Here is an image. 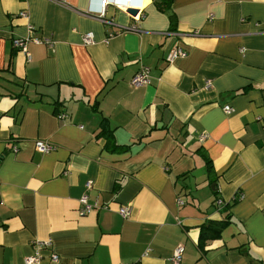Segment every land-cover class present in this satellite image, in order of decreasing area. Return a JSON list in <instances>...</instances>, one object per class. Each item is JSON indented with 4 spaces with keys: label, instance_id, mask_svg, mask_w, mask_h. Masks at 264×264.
I'll return each mask as SVG.
<instances>
[{
    "label": "crops",
    "instance_id": "1",
    "mask_svg": "<svg viewBox=\"0 0 264 264\" xmlns=\"http://www.w3.org/2000/svg\"><path fill=\"white\" fill-rule=\"evenodd\" d=\"M111 1L0 0V264H264V0Z\"/></svg>",
    "mask_w": 264,
    "mask_h": 264
},
{
    "label": "built area",
    "instance_id": "2",
    "mask_svg": "<svg viewBox=\"0 0 264 264\" xmlns=\"http://www.w3.org/2000/svg\"><path fill=\"white\" fill-rule=\"evenodd\" d=\"M101 2V8H102V14L105 13V11L107 10V7L110 5V3L112 2L111 0H100ZM22 16L24 17H28V12L27 11H23L21 13ZM29 30L33 31V26L30 24L29 26ZM93 35L91 33H88L86 35H84L83 40L86 44H90L93 42ZM31 41H35L36 43H41L42 41L40 39H35L32 35H28L26 37L23 38H14L13 39V45L15 48L17 49H21L24 52H26V54L28 55V58H31L30 54L28 53V44ZM188 56V51L182 47H176L173 50H171L169 52V54L167 55V61L168 62H173L176 59L179 58H184ZM150 83V75H149V69L147 67H143L141 68L132 78L131 84L133 87H140L143 85H146ZM211 85V81H207L206 82V86H210ZM224 111L228 114L231 113L233 108L230 105H224L223 107ZM201 138L204 139L206 138L205 134L201 135ZM37 148L40 149L43 152H49L51 150H53L55 148V145L44 141V140H39L37 141ZM15 150H17V148H15ZM88 186H90V184H88ZM81 202V210L84 213H88L90 211H92L94 209V205L88 203V196L84 195L81 197L80 199ZM179 203L180 204H184V201L182 199H179ZM218 205H222L223 201L222 200H218L216 202ZM119 213L127 218L129 217V215L131 214V206L130 205H126V206H122L119 210ZM184 252V246L178 245V247L175 249V253H174V261L179 264L182 260V255ZM40 258V252L37 251L35 253V255L33 256H28L25 258V263L26 264H31L34 263L36 261H38V259ZM59 259L57 254H53L52 255V260L57 261Z\"/></svg>",
    "mask_w": 264,
    "mask_h": 264
},
{
    "label": "trees",
    "instance_id": "3",
    "mask_svg": "<svg viewBox=\"0 0 264 264\" xmlns=\"http://www.w3.org/2000/svg\"><path fill=\"white\" fill-rule=\"evenodd\" d=\"M159 7L161 9L165 8V2H159ZM107 132L106 127H101V131L99 132V135H103ZM107 144L110 145L109 148H113L118 146L117 143L114 140V136L112 131L107 132ZM238 199L236 198L234 202H236ZM230 214L227 215V217L221 221H209L208 223L204 224L202 226L201 230V237L199 240V245L201 248H204V246L210 242L213 239L219 238L221 236V232L223 231L224 227L230 223Z\"/></svg>",
    "mask_w": 264,
    "mask_h": 264
},
{
    "label": "rangeland",
    "instance_id": "4",
    "mask_svg": "<svg viewBox=\"0 0 264 264\" xmlns=\"http://www.w3.org/2000/svg\"><path fill=\"white\" fill-rule=\"evenodd\" d=\"M195 162H196V172H195V176H196V181L199 183V194L201 196L206 195L205 191H208L211 193L212 187L207 188V189H203V179L206 177V165L204 163V160L202 158V156H196L195 157ZM195 164V163H194ZM194 187V186H193Z\"/></svg>",
    "mask_w": 264,
    "mask_h": 264
},
{
    "label": "water",
    "instance_id": "5",
    "mask_svg": "<svg viewBox=\"0 0 264 264\" xmlns=\"http://www.w3.org/2000/svg\"><path fill=\"white\" fill-rule=\"evenodd\" d=\"M128 11H129L130 13H132V14H136V13H137V10H136V9H131V8H130Z\"/></svg>",
    "mask_w": 264,
    "mask_h": 264
}]
</instances>
